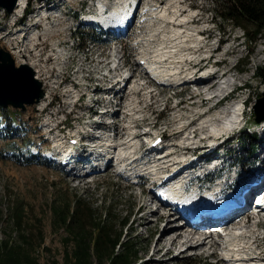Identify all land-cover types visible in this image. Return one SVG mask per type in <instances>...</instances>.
Returning a JSON list of instances; mask_svg holds the SVG:
<instances>
[{"label": "rangeland", "instance_id": "rangeland-1", "mask_svg": "<svg viewBox=\"0 0 264 264\" xmlns=\"http://www.w3.org/2000/svg\"><path fill=\"white\" fill-rule=\"evenodd\" d=\"M92 1L94 2V0H86L87 5L84 7L83 14L88 13L91 8L90 6L92 4ZM171 1L172 2H170V7H173L175 2L184 0ZM185 2L191 5V9L189 10L186 9L188 7L182 6L185 9L183 11H186V13L192 10H194V12L196 13L203 14L207 10L210 11L208 18L206 16H203L204 19H201L195 14L193 18H191H195L194 22L192 24L191 20L190 24L200 28L199 34H201L202 30L210 35V40L209 42H207L209 43L208 48L203 51L208 50V53L211 52L213 49V42H215L213 39H218L220 36L222 37V39L224 40V45L222 46L223 52H221L220 49L221 53L216 55V57H220L225 61L222 70L230 69L229 71H231L230 76L227 77L225 81H227L228 79H232L234 85H232L231 87H237L236 84H239L244 85V87L246 88L244 91H242V94H238L241 99L248 98L244 121L241 124L233 127L231 132H229L228 130L227 133L229 134H226L225 136H223V138H219V140L221 139V142L224 140V142L221 143L222 145H220L222 147H219L220 149L207 148V150L205 151L209 153V155L215 154V156L225 152L224 155H220L221 157H223L224 163L220 161L221 159H218L217 161L219 166L222 167V175L220 178V181L222 182L226 177L225 174H227L230 169H232V167L233 169L235 168L239 171L243 170L240 173L241 175L244 171L247 173L249 170V167L244 168L237 165L239 161H237L236 157L244 155L242 148H240L242 134L256 133L258 137L257 145L261 144L262 142V138H260V132L263 131V129L262 126L259 125L264 122V104L260 103V100L264 101V78L256 76V74H254V71L258 67L262 69V73L264 72V37L259 39L255 46L248 44L244 36L242 35V28H236L233 26L232 22H226L215 16V1L212 2L211 0H185ZM30 3L31 7L39 12L43 11L44 5L49 6L50 9L45 12L47 15L54 11L52 9L53 6L57 7V9L63 13L68 12V14H70L72 17H74L77 11H80V9L82 8L81 0H48L44 1L43 3L40 0H30ZM72 19L74 18L70 19V16L62 17L61 19L50 16L49 20L50 22H55L54 25L52 27H50V25L47 26V29L43 24V26L38 25L37 33L41 34L40 38L28 42L26 39L31 37L32 30L19 31L17 26L21 25L20 18L15 17L12 13L8 14L4 9L0 8V49L8 52L15 59L16 66L20 65L17 64V59L9 51V48H11L10 46H16L18 49H21V51H19V54L25 55L21 58V62H23L22 60L25 59L27 61L36 59L39 63H41L43 68H40L41 71L37 72L36 77L41 81V75L44 74L42 75V77L46 79V82L48 84L47 86L45 85L43 89H46V91L49 93V97L43 103V106H47L48 104L54 105L56 108L53 110L50 109V111L53 113H57L60 110H64L66 112L68 111V109H70L71 105L66 104L69 103L70 91H73L72 87H70L69 85L70 81L74 80L79 83V86H76V89L77 91H80V93H89L90 86H93L94 84H92V82L101 79L98 74L100 75V73L104 71V66H106V64L103 65V63H101V61L95 56L98 52L96 47L92 48L91 50L93 51L86 56L84 55L85 50L78 53H75V50L72 52L73 49L70 48L71 42L69 41L71 39L70 35L72 33L71 31H68V28L74 24ZM147 21L148 20L143 23L144 25L139 24L138 32L142 31L143 26L146 27V25L149 24ZM74 25L77 26V24ZM141 25L142 27H140ZM79 34H82L80 35V38H82L87 33L81 31L79 32ZM139 35L140 33H134V35L131 37V40L140 39L141 37H139ZM10 37L12 38V45L8 46L6 42ZM200 37L205 42V39L202 37V35H200ZM17 41H19V44H15ZM157 42H154V44H156ZM144 46L145 45H140L139 50H137V47L133 48L132 51L128 50V53H126L128 54V57L125 56V58L128 59L127 62L128 66L130 67V73H133L134 76L132 85L133 89L134 86L139 83L140 79L145 76V71L139 68L135 56L137 52L143 53V48H145ZM123 47L127 48V44ZM251 48L253 53L251 55L250 64L246 68V71H241V69H243V65L247 61V55H249L248 50ZM56 49L60 51L67 50L68 55L73 53L71 55V59L75 58L74 60H71L69 58L68 62L63 67H61V73H63L64 76L59 79L55 77V75L58 73V68L60 67L58 66L60 62V56H58L59 58L56 57L57 55H59ZM69 49H71V52L69 51ZM36 51H39V56L37 58H34L33 53H35ZM224 51H226V53H224ZM149 52H152V49H150L148 53ZM52 55L54 57H52ZM201 57H198V59H200ZM17 58L19 59V55L17 56ZM238 60L239 63L237 67L235 69H232L231 67L234 66V64ZM23 63L26 64L27 62ZM200 66H203V68L207 67L204 63H202ZM34 71H36V69H34ZM46 74H48V78ZM234 77L236 78L237 83ZM61 82L63 84H58ZM151 85L154 86L155 84L151 83ZM155 87L159 92H161V96H157V99H159V101L151 108L145 109V112H143L142 114L145 115V117L148 116L147 118L151 123H154L155 120H157L160 125V132L164 131V125H166L168 129L164 132V135L168 138V143H173L179 137L178 134H174L175 136H173L172 134L177 131L172 130L176 128L175 125L178 123L175 118V115H177L178 111L174 112V102L172 100H168L167 97L168 94L170 95L171 90L174 89L167 88L163 90L158 86ZM186 88H189V85L186 86ZM73 93L75 92L73 91ZM134 94L135 89L133 91L132 98ZM151 94L156 93L151 92ZM189 94L190 92L187 93V95ZM137 95L139 100L141 101L143 92H137ZM187 95L183 98L184 101L187 100ZM117 96H120V94H118ZM132 98H130L129 94H127L126 97L123 98L125 108H127ZM196 101L197 100H194V106L185 105L182 107L184 108L181 111L183 114H187L188 116L194 114V116L190 118L191 120L189 119L185 122L184 125L186 126H188L198 118L204 119L209 115L211 116L214 114V111L210 112L211 106H209L205 110H202L201 108H199L200 106L195 105ZM201 103L203 108L209 105V101L207 102V104L203 103L202 101ZM39 104L35 103L34 105L26 106L24 110L6 108L4 109V113L0 112V240L7 239L8 237H13L15 241L19 239V234L16 235L14 233L15 229L11 222V217L14 213V210L18 208L20 210H23L24 212L22 213L25 221L24 229L26 230V232H28L32 242V248H28L30 255L36 259L38 264H52V262H57V264H65L64 256L66 248L63 244V240L66 235L63 230L57 229L53 224V215L50 208L51 205L54 206L65 202H72L75 198H81L90 203L96 210V213H104L108 210L112 216L118 217L120 219L124 217L127 212L131 213V225L128 230V237L130 236L133 241L137 242V247L140 251L139 261L137 264H182L186 259H191L192 261L199 262L200 264H228L221 261V249L217 250V253L213 257H210L209 254L211 253H209V247H206L205 245L202 247V249L182 252L181 254V247L178 246L176 250H173L171 253H166V251L162 249L159 253L153 255L155 242L161 232L157 234L152 230H148L147 226L149 224H156L155 222L160 213L163 214L167 213L166 211H168V216L170 209L168 210L169 207L166 206L165 210H160V212L158 213L155 212L159 205L156 202L151 201V199H153L152 194H150L149 192V189L152 186L151 183L148 182L143 186L139 178L131 180L125 179L116 172L117 165L115 162L112 163V167L110 169L106 168L108 158H105V160H103V163L98 160L96 162L94 160L90 161L91 158L89 156V158L86 160L85 156L82 155L85 153V151H83L81 155H79L81 165H78L77 169H75L74 171L64 167L61 169L58 163L54 161L50 162V160L48 159H44V161L43 159H41V161L35 159L29 162V164H26L27 160L25 158L30 157V154L27 151V145L35 144V146L38 147L37 143H39L40 141L43 143L45 141V138H41L44 133L43 124L45 119V112L42 111L44 107L41 108ZM165 105L169 107V113H167V111H163ZM257 106L260 112H258V114L255 113L256 116H254V112L256 111ZM49 107L50 106H48V108ZM83 107V104H81L80 102L78 106H75V112L73 115H68L67 113L63 112L64 114L60 113L56 117L58 120L67 118V123H70V125L72 123L74 124V119H80L82 117L84 118V116H82ZM196 108L202 110V112L196 114V111H194V109ZM46 111L49 112V110ZM208 111L210 112L209 115L207 114ZM128 113V115H130L129 111ZM134 115L136 114L134 111H132L130 116ZM254 117H256L255 120H253ZM130 118H128L127 116H124L123 118H119L118 116L117 119L115 118V121L117 122V125L115 127L118 128V130L116 129V133L119 132V134L121 135L123 132H125L121 129V127L123 126L122 124H125L127 121L129 124V120H132V118ZM135 123V125L138 126L137 122ZM195 123L198 124L200 123V121H196ZM5 124H8L9 126L15 128V131L6 129ZM168 125H170V127H168ZM188 130H191V128L187 130L184 129L181 134H185ZM206 135L208 136V134H204V136ZM140 137L142 142V147L140 149L141 153L150 155L154 150L151 149L150 153H145V149H143L145 146L143 140H145V138H142L145 136L140 135ZM189 137H191V135ZM200 137L201 136H197L195 139L190 138V140H187L184 145L181 144L178 148L176 147L175 150L178 156L188 154L189 156L193 157L195 155L198 159L196 158L194 162H198L197 165H202L204 157H208L209 155L207 156L203 152H201L203 151L202 148L198 150L195 149V151H193L190 150L189 147H193V145H195L196 143V145L199 146H206V143L208 141L214 140L216 138H205L198 143L197 138L199 139ZM120 141H122L121 138ZM46 144H49V141ZM13 152L15 153L16 157L12 155ZM230 152H232L233 155ZM227 153L231 154V156L229 155V157H227ZM170 158L172 159V157ZM263 158L264 152H262L260 149L257 155H255L254 158H251L250 161L256 160V166L264 167ZM77 162H79V160ZM233 162L237 164L234 165ZM140 167L147 168L148 166L141 165ZM133 169H135V167H133ZM79 174L84 175V177L81 178ZM241 177H243V175ZM196 188H199L198 184L190 185V192H192L191 195L199 193H194L195 191H197L194 190ZM142 193H145V195H143ZM143 205H145V207L143 210H141L140 208ZM242 217L244 216H240V219L238 218L232 220V222L230 223L235 224L237 221L241 220ZM174 219L172 220V223L174 224L173 229H181L179 227L180 219ZM237 224L239 223L237 222ZM164 225L165 223L163 224V221L158 222L159 228L164 227ZM181 225H184V223H182ZM194 231L195 233L198 232L197 230H193V232ZM215 239L221 243L220 238L215 237ZM206 243L207 241L205 242V244ZM256 246L260 249V251H262V257L264 258V239L260 240V238H258ZM251 252H254V250H251L249 254Z\"/></svg>", "mask_w": 264, "mask_h": 264}, {"label": "bare ground", "instance_id": "bare-ground-1", "mask_svg": "<svg viewBox=\"0 0 264 264\" xmlns=\"http://www.w3.org/2000/svg\"><path fill=\"white\" fill-rule=\"evenodd\" d=\"M25 0H18L12 14L16 16L20 12V5L24 3ZM137 0H94L92 1L91 8L88 11L87 14H82L80 16L79 24L73 25L70 28L71 35H70V42H71V49L72 52L75 50V53L82 52L85 50L84 55L91 53L93 50L92 48L96 47L98 52L96 53V57L103 63V65H113L114 63H117L118 61L122 60L124 56L128 57V50H131V48L128 43L131 41V37L134 35V30L137 28L139 24L144 25L141 22L138 23V17L135 20V24L130 28L129 32L124 35L121 34V31H119V25H123L122 21L125 18V14L127 10L134 9L135 3ZM187 1V0H186ZM171 0H140L139 4V14L140 15H147L148 10H160L159 12H152L151 15L154 18H157L158 21L148 20V25L143 26L142 31L140 32L139 37H141V41L144 43L143 53H145V58L150 60L151 70H153L155 76L159 79L158 81L161 82L160 84L155 83V81L151 78H149L148 74L145 72V76L140 79L139 83L134 86L135 94L133 95V98L131 102L128 104L129 112L131 115V112L134 111L136 115H140L143 112H145V109L151 108L154 104L158 103L159 99H157L156 94H151V91H145V88H141V85L143 81L147 80V82L151 83L154 82V86H158L159 88L165 90L167 88H174L178 85V82L180 81V76L185 72L186 76H188L190 73L188 72L192 68L189 67V63L192 60L198 59V57L204 56L208 53V50L203 51L208 48V44L205 43L199 34L200 28L190 24L191 18L196 14L194 10L186 11L182 6L188 7L186 9H190L191 5L186 3L184 1H177L174 3L173 7H170ZM174 2V1H173ZM43 3V2H42ZM114 16L112 17V15ZM99 15V16H98ZM96 16H98L96 18ZM97 20L100 21L103 26L99 25H93L88 23V21L91 20ZM48 20L43 21L45 24V27L47 29V26L50 25L52 27L55 22H50ZM170 22H173L174 25L169 24ZM142 25L140 27H142ZM38 26V24H35L34 27ZM148 26V27H147ZM153 26V28H152ZM110 28V31L107 30V28ZM114 27L115 29H113ZM215 27V26H214ZM23 29H20L19 31H22ZM84 31L87 34L84 35L82 38H80L79 32ZM41 34L36 33L34 30H32L31 37L27 38L26 40L28 42L34 41L39 39ZM12 37V36H11ZM9 38L6 44L8 46L12 45V38ZM158 41V42H157ZM154 42H157L154 44ZM19 44V41H17L15 44ZM127 44V48H124L123 46ZM9 48L10 52L15 56L17 59V64L22 65L25 64L23 62H27L26 64L31 66L32 68L36 69L35 73L40 72L43 68L41 63L38 62L36 59H32V61L22 60L21 58L25 55H20L19 51L21 49H18L16 46H10ZM71 49L69 51L71 52ZM152 49V52L148 51ZM130 51V52H131ZM65 58L67 59L70 57L73 53L70 55L67 54V50L65 51ZM19 55V59L17 56ZM60 55V53H59ZM34 58L39 56V51H36L33 53ZM53 56V55H52ZM77 57V56H76ZM92 57V56H91ZM75 59V58H74ZM71 59V60H74ZM87 59V58H86ZM76 62V61H75ZM189 62V63H188ZM18 66V65H17ZM106 67V66H105ZM39 68V69H38ZM47 72V71H45ZM231 72V71H229ZM99 73V72H98ZM65 74V73H64ZM44 75V74H42ZM41 75V81L45 82L44 86H47L46 79L42 77ZM47 78H48V74ZM61 75V74H60ZM62 76V75H61ZM64 76V75H63ZM46 77V76H45ZM60 76L58 77V79ZM84 78V77H83ZM88 79V78H87ZM40 80V79H39ZM86 80V79H85ZM92 82V81H91ZM226 82V85L223 86H215L213 79L211 77L207 78H198L196 79L194 84L197 89L198 93L194 94L197 97L199 96L201 101L203 103H206L209 101L211 97H215L221 94H224L227 92L232 85H234L232 79H228ZM93 84V82H92ZM185 86L192 85V84H186L184 82ZM247 86V85H246ZM87 87V86H86ZM235 87V86H234ZM207 89V90H206ZM87 90V89H86ZM90 92V91H89ZM138 93H142V99L141 101L138 98ZM49 93L46 91L44 99L40 101V106L43 108L44 102L46 99H48ZM142 103V104H141ZM240 103L238 102L235 106H229L223 111L220 112H214L213 115H209L207 118H198L197 120H194L192 123H190L188 126L184 125L186 121H188L193 115L188 116L187 114H183L182 112L178 111L176 117V121L178 123L175 125L176 128L172 131H175V133H172L173 136L176 134L179 135L178 139L175 140L173 143H168L166 145L167 147L164 149L162 156H157L154 158L153 161H148L144 166H148L147 168L141 169V170H148L153 171L154 175L158 174V170L161 169V166L165 163L168 164V166H174L175 162L179 160V158H183L184 155L176 156V147L178 148L179 145L185 144V142L190 140V135L193 133L194 139L197 136H201V138L204 136V134H208V136H204L205 138H217L219 139L223 133H227L230 128L233 127L232 122L229 119V116L231 114L237 115ZM196 111V114L202 112V110L196 108L194 109ZM207 116V115H206ZM131 119V118H130ZM191 120V119H190ZM196 121H200V123H195ZM132 120H129V124L127 125L130 127L132 124ZM259 126H262L263 131L260 132V138H262L261 144H258L257 147V153L261 149L262 152H264V122L260 124ZM191 130L186 131L185 134H181L184 129ZM210 128V129H208ZM130 129V135H133L136 131L133 128ZM118 130V128H117ZM119 134V132H117ZM175 134V135H174ZM203 134V136H202ZM145 136V135H143ZM73 138V137H72ZM214 142V141H213ZM213 142L210 140V143L213 144ZM106 144L113 145L114 149L112 147L109 148V151L107 154V164L106 168L110 169L112 167V163L115 161H124L127 160L128 157H133L138 154V150L141 149V137L137 136L135 138H128L124 143H115L113 141L107 140ZM194 144V143H193ZM222 147V146H220ZM175 150V151H174ZM187 150V149H186ZM145 153H150L149 149L145 150ZM85 159L87 160L89 157L88 152L85 151L84 154ZM148 155V154H147ZM175 155V156H174ZM101 156V155H100ZM106 156V155H105ZM174 156V157H173ZM172 157L170 160H166L168 158ZM264 159V158H263ZM164 161V162H162ZM175 161L172 165H170L171 162ZM80 162V161H79ZM138 161L133 160L129 166L131 169L133 167H138L141 165H138ZM167 166V165H166ZM191 168V166L189 167ZM264 169V167H262ZM243 171V170H242ZM242 171H239L237 169L234 170L235 175L231 176L229 175L227 178L224 179V183L230 178H236L239 177ZM133 173V172H131ZM243 173H246L245 171ZM83 174V173H82ZM79 174V176L82 178L84 175ZM247 174V173H246ZM152 176V175H151ZM264 177V173L263 176ZM223 184L215 185L212 192H208L206 195L197 193L195 195H179L177 197V201L179 203V206L177 204L174 205L175 210L177 209H184L187 206L191 205L196 200H199L203 197H206L211 194L218 193L222 188L220 187ZM179 186V183H177L174 188L176 189ZM145 194V193H144ZM216 196V195H215ZM160 195H158L159 198ZM162 201L161 203H157L159 207L156 209L155 212H160V210H165L167 206V202L165 198H160ZM250 200V196H248L245 201V208L248 206ZM145 205H143L140 209L143 210ZM171 212V210H169ZM159 214L156 220V224L148 225L147 229L152 230L155 233L160 235L158 236L156 242H155V248L153 250V255L159 253L162 249L166 251V253H171L173 250H176L178 246L181 248V252H187V251H195L198 249H202V247L205 245L206 247L209 246V253H211L212 256H214L217 253V250L223 242H218L215 239L214 235L207 236L204 241L201 242L199 235H196L194 229L192 228H181V229H173L174 224L172 223V220L174 219L170 213ZM264 212H260V214L257 215V217L248 218V223L244 226V231L241 234H238L237 232L231 233L225 240L229 244L228 246L230 249L238 248L240 249L243 247L242 250H239L240 252L237 254L242 257L250 256L245 263H241L238 260L236 261H226L228 259H225V257H221V261L228 263V264H246V263H252V264H264V258L262 257V251L256 246V243L258 241V238L260 240L264 239ZM169 217V218H167ZM252 220H254L252 222ZM165 223L164 227L159 228L158 222ZM183 221L180 223L182 224ZM237 224V222L235 223ZM259 228V229H256ZM191 229V230H190ZM261 229V230H260ZM212 230V229H211ZM259 230V231H258ZM209 232V231H208ZM207 233V232H204ZM207 240V243L205 244ZM256 246V247H255ZM251 250H254V252H249Z\"/></svg>", "mask_w": 264, "mask_h": 264}, {"label": "trees", "instance_id": "trees-1", "mask_svg": "<svg viewBox=\"0 0 264 264\" xmlns=\"http://www.w3.org/2000/svg\"><path fill=\"white\" fill-rule=\"evenodd\" d=\"M216 2L215 16L226 22H232L236 28H242L244 38L250 45L255 46L259 39L264 37V0H211ZM247 61L241 71H246L250 64L252 48L248 50ZM254 74L264 78L261 68H256ZM4 113V109H0ZM254 116H256L254 112ZM254 117L253 120H255ZM5 128L15 131V128L5 124ZM256 133L242 134L240 148L244 155L237 156L238 166L257 169L254 158L257 152ZM232 155L233 153L230 152ZM14 156V155H13ZM16 157V156H15ZM235 159V160H236ZM33 161L27 159L26 164ZM41 161V160H40ZM235 164V163H234ZM235 164V165H236ZM53 224L65 233L64 246L65 264H137L139 249L137 242L128 237L131 213L121 219L114 217L107 210L96 213L90 203L81 198L72 202L51 205ZM23 210L15 209L11 217L14 233L19 239L13 237L0 240V264H38L32 257L28 248L32 242L26 232ZM41 238V237H40ZM57 264V262H52ZM182 264H200L186 259Z\"/></svg>", "mask_w": 264, "mask_h": 264}, {"label": "water", "instance_id": "water-1", "mask_svg": "<svg viewBox=\"0 0 264 264\" xmlns=\"http://www.w3.org/2000/svg\"><path fill=\"white\" fill-rule=\"evenodd\" d=\"M46 1V0H40ZM18 0H0V8L12 13ZM42 83L35 78L34 70L22 64L16 66L12 56L0 49V108L24 110L44 98ZM264 104V101L260 100ZM256 114L260 112L258 106Z\"/></svg>", "mask_w": 264, "mask_h": 264}, {"label": "built area", "instance_id": "built-area-1", "mask_svg": "<svg viewBox=\"0 0 264 264\" xmlns=\"http://www.w3.org/2000/svg\"><path fill=\"white\" fill-rule=\"evenodd\" d=\"M62 76L60 75V78H61ZM70 85V87H72V85L71 84H69Z\"/></svg>", "mask_w": 264, "mask_h": 264}]
</instances>
